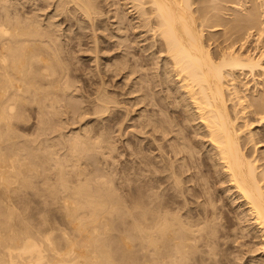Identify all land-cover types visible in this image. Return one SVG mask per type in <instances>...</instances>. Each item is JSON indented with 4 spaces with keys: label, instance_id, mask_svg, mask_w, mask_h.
<instances>
[{
    "label": "bare ground",
    "instance_id": "bare-ground-1",
    "mask_svg": "<svg viewBox=\"0 0 264 264\" xmlns=\"http://www.w3.org/2000/svg\"><path fill=\"white\" fill-rule=\"evenodd\" d=\"M17 1L0 0V264H212L220 257L223 258L224 255L221 254L220 250L222 248L226 250L225 247H228L231 242L239 245L236 249L242 255L247 252L248 254L250 252L251 255V252L258 251V256L254 255L248 259L255 261V264H264V66L261 64L262 61L264 62V51L258 56H252L253 53L245 54L244 52H247V50H244V48L246 47H244V43H241L242 39V42L245 41L244 38L239 40L241 44L237 51L221 48L218 43L215 44L217 49L210 51V44L207 45L203 40L207 19V14L205 15L203 12H206V5H201L200 10L197 9V11H200L199 13L204 14L200 18L194 14L197 11L196 9L195 12L193 11L194 7H191L193 4L191 0H121V5L126 10L125 13L130 17L135 15L137 24L132 21L131 25L135 28V32L137 27L139 29L142 28L139 26H143L146 27L145 31H152L153 35L158 36L157 42L149 43V46L153 47L151 55L158 53L161 56L158 61V63L160 62V65H158L159 73L156 72L160 77L153 82L161 87V92L165 93L163 95L165 104L163 103L164 99L162 101L163 104L160 103L161 106L164 105V111H167L170 107L173 108L172 104L174 103L175 109L170 110L175 114H166L167 117L170 115V120H168L165 116L163 117V114H160L163 110L159 113L162 116L157 115L152 110L157 117L166 118L168 121L164 123L162 119L157 118L154 114L156 118L150 119L148 117V122L152 123L153 130L157 134L160 131L159 133L161 134L156 136H162L161 139L167 138V141L170 140V144L166 143V145L169 144L166 149H164L166 145H163L164 148L162 144L155 145L156 151L161 153L159 154V160L158 157H156L157 159L154 157L155 160H153L150 156L152 169L148 168V170L150 169L152 175L147 172L148 170H144L147 175L151 176V181L148 180V183L146 181L140 183L141 179L139 180V178H141L143 171H139L141 172L139 175H141L136 178L138 182L140 181L139 183H136V179H134L135 183L128 182L127 176V181L115 182L108 175L111 171L108 174L106 173L107 177L103 175L105 174L103 172L106 171L103 170V174L98 171L97 167L99 165L94 173L98 174L97 172H99L106 178L100 179L102 176L96 178L95 174L93 175L94 178L90 177V179L87 175H92L90 171L94 167L92 166L89 170L90 165L88 163V168L83 166L82 162L85 161V157H83L84 161L81 162L82 168H80L76 163V159L75 162L71 161L68 164L70 159L64 153L58 154L57 150L45 142V149L38 148L36 152V148H34L32 143H37L38 138H35V141L32 137L31 140L34 142L27 139L30 143L32 142L30 145L27 140L24 143L25 139L24 142H20L23 135L21 134L20 137L17 134L16 128H19L16 123L19 124L20 118L26 119L23 113L27 115L28 108L31 109V106L35 105V110L41 114V118L44 109V113H48V108L46 107H50V114L52 112L57 114L58 110L56 111L55 109L57 108L56 106L63 102L62 99L67 100V98L72 97L74 84L73 80L71 82L70 79H75L77 76L72 69H69L66 62L71 47L69 45L62 46L61 42L57 41L59 40L57 39L58 37L54 36V34L57 35V32L51 29V26L53 27L51 24L54 22L44 26L35 11V13L32 12V15L28 14L32 9L37 11L41 9V7L37 6V3L36 8L32 7L33 5L35 6L36 0ZM31 1L33 2L31 3ZM220 1L208 0V4L217 11L215 6ZM71 2L75 3L83 11L80 12L84 13L86 18L83 17L85 20L87 18L92 19V14L94 13L93 0H55L56 7H54L57 14L60 15L65 10H69L68 13H71L70 10L72 8L68 9V4ZM234 3L232 7H235L239 12L243 11L240 12L242 15L241 19L254 20V11L251 12V9L259 5L263 6L264 0H237ZM19 4L21 6H18ZM40 6L42 5L40 4ZM218 12L213 14L217 16ZM72 16L74 15L72 14ZM48 18L51 19L50 17ZM68 18H66V21ZM47 21L46 23H50ZM60 21L63 22L61 18ZM60 24L62 25V23ZM108 26L111 25L108 23ZM213 29L210 28L208 30L211 31ZM95 41L93 40V42ZM213 42L216 43L215 40ZM95 55L97 54L94 53L93 57ZM124 57L122 58L124 59ZM126 60L125 58V62L130 61L129 59V61ZM135 61L138 62L136 59ZM124 63L122 61V64ZM130 63L129 65L133 66V63ZM150 63L152 64L151 61ZM154 66L153 68H157ZM120 67L122 65L119 64ZM115 68L117 69V67ZM123 68L125 67L120 69L123 71ZM120 69L117 70L119 71ZM132 69L135 71V68L132 67ZM117 70L115 71L116 73L118 72ZM238 71H241L240 73L243 75L249 74L250 79L243 81V78L246 79V77L237 75ZM89 72L91 73V71ZM147 80L149 81V79ZM149 82H147L148 87L152 83ZM74 83L76 84V82ZM100 83V88L90 92L94 94L93 100L89 101L93 105H90L92 109H88V111L93 110V114L89 112L91 115L104 113L111 106H108L111 100L105 96L107 94H105L106 92L103 88V79ZM154 85L153 88H155ZM153 88H150L149 92L147 91L149 95L150 91L154 90ZM141 89L143 91L142 85H140L138 90ZM90 93H88L89 96L91 95ZM139 94L141 95L142 93ZM145 95L147 96L146 92ZM138 98L136 99L139 101L140 99ZM144 98L146 97L144 96ZM154 100L150 101L154 103ZM159 100L158 102H160ZM67 102L63 103L66 104ZM151 105L156 106L155 104ZM52 115L49 116L51 117ZM45 116L47 114L44 115V118H48V116ZM42 121L45 120L43 119ZM42 123L44 124V122ZM66 123L68 124V122ZM142 125L145 124L142 123ZM146 125L148 124L146 123ZM35 127L37 128V126ZM60 127L58 126V129ZM179 127L184 130L187 127L193 128L194 136L200 135V138L193 139L194 136L191 138L190 132L193 130H190V132H186L188 130L185 131L189 134H180L182 132H180L179 129L181 128ZM174 128L176 131L179 130V132H175ZM40 129L41 135H43L42 128ZM36 131L34 132L36 133ZM106 133L108 135V131ZM106 133L103 132V134ZM171 133L175 134L172 135ZM18 137H20V141ZM79 137L70 138L69 140V148H67L71 151H69L70 158L76 152L83 153V147H85L84 139H79ZM63 138L64 136H62ZM101 138L100 135V138H97L98 141ZM152 138L156 141L153 133ZM43 141L45 140L43 139ZM157 141L160 143L161 140ZM196 141L201 142L202 146L206 144L203 152L198 144L202 153L199 154L200 157L199 155H196V157L200 158V163L196 161V157L193 155L194 152L193 154L191 153V151H194L192 148ZM65 143L67 144L68 141H63L61 145L64 146ZM37 144H39V140ZM163 144L165 143L163 142ZM31 145L33 147L29 148ZM39 145L41 147L43 143ZM109 145L111 146V144ZM109 150L108 153L110 152ZM163 154L164 156L166 154V158L163 157ZM144 155L143 157H145ZM89 156L91 155L89 154ZM136 157L140 160L138 154ZM31 158H39L41 161H33ZM148 158L146 159L147 161ZM88 159L89 157L87 161L90 163ZM179 159L180 161L176 162ZM78 161L81 160L78 159ZM145 162L143 160V163ZM143 166L145 167V165ZM83 167L87 168L90 173H87V170L85 172ZM144 167H141V169ZM202 167L205 168L202 169ZM104 168L102 167V169ZM115 173L113 174L116 175ZM137 174L135 175L139 176ZM147 175H143L144 178ZM33 176L38 179H33ZM161 176H163V179L165 178V181L160 178ZM148 178H145V180ZM123 179L125 180V177ZM161 179L164 184L168 181L166 186H162ZM187 181H192L191 187L188 186L189 188L187 186L184 187L188 183ZM216 183H219L216 186L217 191L211 187L212 185L215 187ZM186 190L193 191L191 194L199 198L197 199L198 202H201L199 200L202 198V202L208 205H203L201 202V206L200 203L196 204L197 201L195 200L194 205H198V207L192 209V206H188L193 205L192 203L190 204L191 201L188 199L189 204H187V200H182V198L181 200L179 198L181 202L179 201L178 204V200L175 197H178V195H184L185 197L187 195L185 193H189ZM224 195L227 196L226 199L230 198L231 200L230 206L227 204L229 206L228 210L224 209L225 211L223 210V203L227 200H225ZM191 197L187 195V198ZM220 200V205H217L216 202ZM182 201H185V203H182ZM229 212L233 213L231 215H233L234 219L229 215ZM223 217L224 220H221ZM242 238L249 240L253 247L250 248L246 244L247 249L243 247L245 250H242L240 248L243 245L240 242Z\"/></svg>",
    "mask_w": 264,
    "mask_h": 264
},
{
    "label": "rangeland",
    "instance_id": "rangeland-1",
    "mask_svg": "<svg viewBox=\"0 0 264 264\" xmlns=\"http://www.w3.org/2000/svg\"><path fill=\"white\" fill-rule=\"evenodd\" d=\"M15 2L17 1V0H14ZM13 0H12V2H14ZM37 2H35V6L33 5L32 7H35L36 8V3H37V6L38 7H41V9L39 10V11H37V10H31L30 12H31V14H30V12L28 13L29 15H32V12L33 13H35V14H38L39 16V20H41V23H42V25H44V26H47V24H51V22H54V23H52L51 25H53V27L51 26V29H53L54 30V32H57L56 34L57 35H55L54 34V36H56V38L57 39H59V40H57L58 42H61V44H62V46L63 45H69L70 47H71V51L69 52L70 54H69V56H68V60L66 61L67 62V64H68V67H69V69H72L73 70V72H74V74L77 76V78H75V79H70V81L72 82V80H73V84H74V86H73V95H72V97H69V98H67V100L66 99H62V101L65 103L66 101H68L66 104H64L62 101H60V102H62L61 104H59L58 106L59 107H62V108H59L58 106H56L57 108L55 109L56 111L58 110V112H57V114L59 113V115H57L55 112H52V114H50L51 113V110H49L50 109V107H46V108H48V113H46L47 114V116H48V118H44V115H46L45 113H44V111H45V109L43 110V115H42V118L45 120V121H42V122H44V124L41 122V120H43L42 118H41V114H39L38 112H37V110H35V108H36V106L35 105H32L31 106V109L30 108H28V113H27V110H26V113H27V115L25 114V113H23L24 114V117L26 118V119H22V118H20L19 119V124L18 123H16V126L19 128V129H17L16 128V132H17V134L21 137V134L23 135L22 136V140L20 139V137H18L19 139V141L22 143V142H24V139H25V142L24 143H26V140L28 139L29 141L31 140V138L32 139H34L35 141H36V139H37V143H38V140H39V144H41V143H43V145H45L44 147H43V145H41V147H40V145L39 144H37L36 142L35 143H32V142H34L33 140H31L32 142V144H34L33 146H34V148H36L35 149V151L37 152V149L39 148H41V149H45V147H46V144L48 145H51V147L52 148H54L55 150H57V153L58 154H62V153H64L66 156H67V158H69L70 159V161L68 162V164L69 163H71V161H74L75 162V159L78 161V159L79 160H81V161H76V163L79 165V167L80 168H82V165H81V162L82 161H84V159H83V157H85V161L84 162H82L83 163V166H87V168H88V165H90L89 166V170L92 168V166L94 167V168H96L98 165H99V167H97L98 168V171L99 172H101L102 173V171L104 170V171H106V172H103V173H105V174H103V175H105L106 176V173L108 174L110 171H111V173L110 174H108L110 177H112V179L116 182H122V181H127V177H128V182H130V183H135L136 181V183H139L140 181V183H144L145 181L148 183V180H150V178H151V176L150 175H147V173H146V171L148 170V168H151L152 169V160H151V157H152V159L153 160H155V159H157L156 157H158V160H159V158H160V156H159V154L161 153V152H159V151H156V149H155V145L156 144H162V147L164 148V146L163 145H166V143H169L170 142V140H168L167 141V138L165 139V138H163V139H161V137L162 136H156V135H160L161 133H159L160 131H158V134H157V132H155L154 130H153V127H152V123L149 121L148 122V119L150 118H156L157 117V115H159V116H162V115H160V114H163V117L165 116L168 120H170V115H168V117H167V115L166 114H173V109H175V107H174V103L172 104V106H173V108L172 107H170L169 109H167V111H164L165 109L163 108V106L164 105H160V103L161 104H163L164 102H165V99L163 98V95L165 94V93H163V91L161 92V87L160 86H157V84L156 83H154L153 81H157V79H159V77H160V75L158 74L157 75V73H159V68H158V65H160V62L158 63V61L161 59V56H159V54L158 53H156L155 55H151V51H153L152 49H153V47L151 48L149 45L150 44H152V43H155V42H157V37H156V35L154 34L153 35V33H152V31H145L146 30V27H143V26H139V27H142V28H139L138 29V27L136 28L137 29V31L135 32V28H133V26H131L132 25V21H135V23L137 24V22H136V18H135V15H133L134 16V18H133V16H129L128 14H126L125 12H126V10H125V8L124 7H122L123 5H121V3H122V1L120 0H93V5H94V8H93V12L94 13H96L95 15H93L92 14V19H89V18H87L86 20H85V15H84V13H82L83 11L82 10H80V8H78V6H76V4L75 3H73V2H71V3H69L68 4V9H70V8H72L70 11H71V13L69 12L68 13V11L69 10H65L63 13H61L60 15L59 14H57V12L55 11V7H56V4H55V0H51V2L49 3V1H47L48 2V4H47V2H46V0H36ZM40 1V2H39ZM92 1V0H91ZM113 1V2H112ZM237 0H221L219 3L217 2V5L215 6V7H217L216 9H217V11H219L218 12V15L217 16H215L213 13L214 12H217V11H215V9H214V7L213 6H211V5H209L208 4V0H191V2L193 3H191L192 5H191V7L193 8V11L195 12V9H196V11H197V9H201V7L203 6V5H206V9H205V11L206 12H203L207 17V19H206V22H205V24L206 25H209V26H206L205 25V30H204V37H203V40L205 41V43L208 45V44H210L209 45V49H210V51H215L216 49H217V47L215 46V44H217L218 43V45H219V47H221V48H225V49H227V50H231V49H233V50H239V45L242 43H244V47H246V48H244V50L246 49L247 50V52L245 51L244 53L245 54H247V53H249V54H252L253 53V55L252 56H258V55H260L263 51H264V5L263 6H257L256 8H254V9H251V12H253V14H254V20H246V19H244V18H240L242 15L240 14V12H243V11H237L236 9H235V7H232V5H234L235 3L234 2H236ZM256 1V0H255ZM257 1H261V0H257ZM18 2V1H17ZM33 1H31V3H32ZM75 5H73V4ZM104 3V4H103ZM40 4L43 6V7H45L44 8V10H43V7L42 6H40ZM50 4V5H49ZM70 4H72V5H70ZM117 4V5H116ZM202 5V6H201ZM18 6H21L20 4L18 5ZM55 6V7H54ZM71 6V7H70ZM99 6V7H98ZM112 6V7H111ZM200 6V7H199ZM75 7V8H74ZM197 7H199V8H197ZM53 8H54V10H53ZM50 9V10H49ZM96 9V10H95ZM75 10H76V12H75ZM79 10V11H78ZM119 10V11H118ZM122 10L124 11L123 13H122ZM197 11V12H195L194 14L196 15V16H198V17H200L201 18V15L203 14V13H199L200 11ZM35 11V12H34ZM40 11H41V13H42V15H41V13H40ZM53 11H55V12H53ZM72 11H73V13H72ZM80 11H82V12H80ZM101 11V12H100ZM214 11V12H213ZM38 12V13H37ZM67 12V13H66ZM108 12V13H107ZM110 12V13H109ZM116 12V13H115ZM43 13H44V15H43ZM53 13V14H52ZM76 13V14H75ZM116 14V16H115V14ZM47 14V15H46ZM66 14V15H65ZM72 14L74 15V16H72ZM102 16H101V15ZM123 14H125V15H127V16H124ZM203 14V15H204ZM216 14V13H215ZM50 15V16H49ZM52 15H53V17H52ZM63 15V16H62ZM69 15H70V17H69ZM120 16V18H118L119 16ZM210 15H212L211 17H209ZM45 16V17H44ZM56 16V17H55ZM65 16V17H64ZM66 16H68V17H66ZM85 18H84V17ZM118 16V17H117ZM48 17H50L51 19H49ZM58 17V18H57ZM95 17V18H94ZM107 17V18H106ZM203 17V16H202ZM42 18V19H41ZM48 18V19H47ZM52 18H53V20H52ZM60 18H61V20H63V22L62 21H60ZM63 18V19H62ZM64 18H65V20H64ZM66 18H68L67 19V21H66ZM208 18H210L209 20H208ZM59 19V20H58ZM89 19V21H87ZM94 19V20H93ZM106 19V20H105ZM110 19V20H109ZM121 21H120V20ZM124 19H126V20H124ZM45 20V21H44ZM48 20V21H47ZM50 20V21H49ZM78 20V21H77ZM92 20V21H91ZM46 21L47 22H50V23H46ZM64 21H66V22H64ZM130 21V22H129ZM207 21H208V23H207ZM45 22V23H44ZM59 22V23H58ZM68 22V23H67ZM93 22V23H92ZM56 23V25H54ZM60 23H62V25L60 24ZM81 24V26H80V24ZM108 23H109V25H111V26H108ZM134 23V22H133ZM46 24V25H45ZM59 24V25H58ZM67 24H69V25H67ZM92 24V25H91ZM98 24V25H97ZM118 24V25H117ZM124 24H125V26H124ZM129 24H130V26H129ZM113 25V26H112ZM68 26H70V27H68ZM74 26V27H73ZM57 27V28H56ZM70 28V29H68V28ZM79 27V28H78ZM107 29H106V28ZM117 27V28H116ZM131 27V28H130ZM208 27H210V28H214L213 30H211V31H209L210 30V28H208ZM55 28V29H54ZM59 28H61V29H59ZM89 28V29H88ZM91 28V29H90ZM93 28V29H92ZM123 28V29H122ZM125 28V29H124ZM207 28V29H206ZM97 29H99L98 30V33H97ZM105 29V30H104ZM109 29V30H108ZM142 29V30H141ZM209 29V30H208ZM217 29V30H216ZM79 30V31H78ZM88 32H87V31ZM94 30H96V31H94ZM104 32H103V31ZM109 32H108V31ZM111 30V31H110ZM120 30V31H119ZM123 30V31H122ZM127 30V31H126ZM131 30V31H130ZM138 30H140V31H142V32H140V31H138ZM61 31V32H60ZM74 31V32H73ZM100 31V32H99ZM127 33H126V32ZM95 32V33H94ZM138 32V33H137ZM141 34H140V33ZM145 32V33H144ZM104 33V34H103ZM136 33V34H135ZM64 36H63V35ZM66 34V35H65ZM68 34H69V36H68ZM111 34V35H110ZM140 34V35H139ZM93 37H92V36ZM153 35V36H152ZM88 36V37H87ZM102 36V37H101ZM140 36V37H139ZM144 36V37H143ZM146 36V37H145ZM152 36V37H151ZM72 37V38H71ZM99 40H97L96 38ZM154 37V38H153ZM65 38V39H64ZM101 38V39H100ZM132 38V39H131ZM137 38V40H135ZM239 38V39H238ZM242 38H244V42H242ZM114 39V40H113ZM125 39V40H124ZM128 39V40H127ZM144 39V40H143ZM153 39H155V40H153ZM207 39V40H206ZM240 39H242L241 40V43H240ZM71 40V41H70ZM93 40L95 41V42H93ZM127 40V41H126ZM132 40H134V41H132ZM148 40V41H147ZM150 40V41H149ZM153 40V41H152ZM213 40H215V42L216 43H214L213 42ZM80 41V42H79ZM114 41V42H113ZM118 41V43H116ZM143 41H144V43H143ZM207 41V42H206ZM90 44H89V43ZM130 42V43H129ZM152 42V43H151ZM66 43V44H65ZM69 43V44H68ZM71 43V44H70ZM93 43V44H92ZM135 43V44H134ZM142 43V44H141ZM150 43V44H149ZM147 44V45H146ZM94 45V46H93ZM98 45V46H97ZM101 45V46H100ZM119 45V46H118ZM127 45V46H126ZM131 45V46H130ZM75 46H76V48H75ZM93 46V47H92ZM125 46V47H124ZM134 46V47H133ZM138 47V48H137ZM74 48V49H73ZM90 48V49H89ZM95 50H94V49ZM99 48V49H98ZM122 48V49H121ZM147 48H148V50H147ZM94 51H92V50ZM132 49V50H131ZM138 50V51H137ZM140 50V51H139ZM80 51V52H79ZM98 53H97V52ZM127 51V53H128V55H127V53H125ZM147 51H149V52H147ZM97 54V55H95L94 57H93V54ZM126 54V55H125ZM124 55H125V57H124ZM78 56V57H77ZM97 56V57H96ZM124 57V59L122 58V57ZM136 56V57H135ZM158 56H159V58H158ZM134 57V58H133ZM95 58V59H94ZM110 58V59H109ZM125 58L127 59L126 61H131V63H130V61L129 62H125L124 60H125ZM152 60H151V59ZM156 58V59H155ZM163 58V57H162ZM73 59V60H72ZM99 59V60H98ZM129 59V60H128ZM135 59L136 60H138V62L137 61H135ZM154 59V60H153ZM77 60V61H76ZM96 60H97V62H96ZM146 61L147 62V64H146V62H143V63H145V64H143L142 62H140V61ZM101 61V62H100ZM119 61V62H118ZM122 61H123V63L124 64H122ZM150 61L152 62V64L150 63ZM70 62V63H69ZM140 62V63H139ZM72 63V64H71ZM97 63V64H96ZM128 63V64H127ZM129 63L130 64H132L133 63V66H131V65H129ZM134 63H135V65L137 66H135L134 67ZM141 65V66H144V67H141L139 64ZM150 63V64H149ZM157 63V64H156ZM108 65V66H106V65ZM119 64L120 65H122V67H125V68H123V71H122V69H120V68H122V67H120L119 68ZM126 64V65H125ZM261 64H263V66H264V62L262 61L261 62ZM74 67H73V66ZM98 65V66H97ZM105 65V66H104ZM125 65V66H124ZM129 65V66H128ZM147 65V66H146ZM151 65V66H150ZM155 65V66H154ZM104 66V67H103ZM128 66V67H127ZM131 66V67H130ZM153 66L154 67H157V68H153ZM73 67V68H72ZM115 67H117V69H120L119 71L115 68ZM129 69V71H128V69ZM132 67L133 68H135V71H134V69H132ZM96 69V70H95ZM97 69H98V71H97ZM104 69V70H103ZM125 69V70H124ZM140 69V70H139ZM155 69V70H154ZM78 70V71H77ZM100 70V71H99ZM109 70V71H108ZM118 71L117 73L115 72V71ZM131 70H133V71H131ZM158 70V71H157ZM89 71H91V73L89 72ZM93 71V72H92ZM96 72V74H95V72ZM131 72V73H130ZM157 72V73H156ZM241 71H238L236 74L237 75H239L240 77L241 76H244V77H246V79L245 78H243L244 80L243 81H247V80H249L250 79V76H248L249 74H241L240 73ZM93 73V74H92ZM102 73H103V75H102ZM110 73V74H109ZM154 73V74H153ZM81 74H83V75H81ZM99 74V75H98ZM129 74V75H128ZM143 74H145V75H143ZM153 74V75H152ZM88 75V76H87ZM94 75V76H93ZM133 75V76H132ZM148 75V76H147ZM150 75V76H149ZM102 76V77H101ZM132 76V77H131ZM158 76V77H157ZM128 77H130V78H128ZM144 77V78H143ZM150 77V78H149ZM157 77V78H156ZM103 79V81H104V91L106 92L105 94H107V95H105L107 98H109L110 100H111V102H110V104H108V106L109 105H111V106H109L108 107V109L104 112V113H101V114H95V115H91V114H93V110H89L88 111V109H92L91 108V106H93L92 104H90L89 103V101H92L93 100V97H94V94L93 93H90L91 91H94V90H97L98 88H100L101 87V80ZM92 79V80H91ZM94 79H96V80H94ZM105 79V80H104ZM132 79H134V80H132ZM147 79H149V81L150 82H152V83H150ZM155 79V80H154ZM92 82H91V81ZM74 82H76V84L74 83ZM78 82V83H77ZM89 82H91V83H89ZM96 84H95V83ZM105 82H107V83H105ZM147 82H149L151 85L148 87V83ZM87 83V84H86ZM100 83V84H99ZM127 83V84H126ZM141 83H143V84H141ZM97 84H99V85H97ZM156 86H155V85ZM96 85V86H95ZM107 85V86H106ZM140 85H142L143 86V91H142V89L141 90H138L139 89V87H140ZM145 85H146V87H145ZM153 85H154V87L155 88H153ZM90 86V87H89ZM99 86V87H98ZM133 86V87H132ZM134 86H135V88H134ZM152 86V87H151ZM77 87V88H76ZM144 87H145V89H144ZM159 87V88H158ZM74 88H76V89H74ZM83 88H85V89H83ZM94 88V89H93ZM148 88V89H147ZM150 88H153V89H151V90H153V91H150L151 93L152 92H154V93H152V95H151V93H150V95L147 93V91L149 92V90H150ZM80 89V90H79ZM89 89V90H88ZM135 89V91L133 92V90ZM147 89V90H146ZM107 90V91H106ZM131 90H132V92H131ZM137 90V91H136ZM79 91V92H78ZM142 91V92H141ZM157 91H159V92H157ZM130 94H129V93ZM138 92V93H137ZM145 92H146V94H147V96L145 95ZM165 92V91H164ZM76 93V94H75ZM78 93H80V94H78ZM82 93H84V94H82ZM88 93H90L91 95L89 96V94ZM139 93H142L141 95L139 94ZM161 93V94H160ZM163 93V94H162ZM86 94V95H85ZM76 95V96H75ZM81 95V96H80ZM88 95V96H87ZM110 95H112V96H110ZM131 95V96H130ZM117 96V97H116ZM142 97V98H140V97ZM144 96L146 97V98H144ZM81 97H82V99H81ZM92 97V98H91ZM111 97V98H110ZM119 97V98H118ZM139 97V98H138ZM157 97H158V99H157ZM161 97V99L159 100V98ZM72 98H74L73 99V101H72ZM129 98H130V101H129ZM133 98V99H132ZM136 98H138V99H140L139 101L136 99ZM143 98H144V101H143ZM151 98V99H150ZM155 99L154 100V103H152L153 101H150V100H153V99ZM71 99V100H70ZM112 99H114V100H112ZM163 99H164V101H163ZM69 100H70V102H69ZM158 100L160 101V102H158ZM167 100V99H166ZM72 101V102H71ZM86 101V102H85ZM88 101V102H87ZM114 101V102H113ZM126 101H127V103H126ZM144 103H143V102ZM162 101H163V103H162ZM112 102H113V105H112ZM116 102V103H115ZM118 102V103H117ZM158 102V103H157ZM130 103V104H129ZM134 103V104H133ZM136 103V104H135ZM138 103V104H137ZM140 103V104H139ZM64 104V105H63ZM142 104V105H141ZM145 104V105H144ZM150 104V105H149ZM151 104H155L156 106H152ZM158 104V105H157ZM165 104V103H164ZM62 105V106H61ZM91 105V106H90ZM118 105V106H117ZM120 105V106H119ZM122 105V106H121ZM151 106V107H149V106ZM162 107H160V106ZM159 106V107H158ZM32 107H34V108H32ZM65 107V108H64ZM71 107V108H70ZM89 107V108H88ZM126 107V108H125ZM161 108V109H158V108ZM81 108V109H80ZM82 108H83V112L84 111H86V112H82ZM118 108V109H117ZM121 108V109H120ZM33 109V111H31ZM61 109V110H60ZM113 109V110H112ZM125 109V111H123ZM142 109V110H141ZM157 111H156V110ZM170 109H172V110H170ZM47 110V109H46ZM64 112H63V111ZM77 110H78V112H77ZM152 110H154V112L157 114H155ZM163 110V111H162ZM168 110H169V113H168ZM35 111V112H34ZM50 111V112H49ZM60 111V112H59ZM67 111V112H66ZM81 112V114H80V112ZM88 111V112H87ZM108 111V112H107ZM162 111V113H160ZM66 112V113H65ZM91 114H90V113ZM144 112H145V115H144ZM153 112V113H152ZM158 112V113H157ZM164 112V113H163ZM165 112H167V113H165ZM64 113V114H63ZM71 113V114H70ZM75 113H76V115H75ZM83 113V114H82ZM150 113V114H149ZM160 113V114H159ZM177 113V112H176ZM38 114V115H37ZM52 115L51 117L49 116V115ZM87 114V115H86ZM90 114V115H89ZM137 114V115H136ZM156 115V117H155V115ZM175 114V113H174ZM173 114V115H174ZM37 115V116H36ZM40 115V117H38ZM56 115V116H55ZM66 115H68V116H66ZM89 115V116H88ZM99 115V116H98ZM141 115V116H140ZM147 115V116H146ZM154 115V116H153ZM177 115V114H176ZM47 116H45V117H47ZM59 116V117H58ZM78 116V117H77ZM84 117V119H83V117ZM125 116V117H124ZM151 116V117H150ZM157 117V118H160V119H162L163 120V122L164 123H166L168 120H166V118L164 119L163 117ZM23 117V116H22ZM23 117V118H24ZM36 117H37V119H38V121H37V119H36ZM67 117V118H66ZM89 117V118H88ZM147 117V118H146ZM149 117V118H148ZM29 118V119H28ZM41 118V119H40ZM51 118H53V119H51ZM60 118V119H59ZM79 118V119H78ZM95 118V119H94ZM97 118V119H96ZM28 119V120H27ZM48 119V120H47ZM83 119V120H82ZM140 119V120H139ZM144 119V120H143ZM26 120V121H25ZM60 120H61V122H60ZM69 120H71V121H69ZM79 120H81V121H79ZM95 120V121H94ZM162 120H161V122H162ZM50 121V122H49ZM123 121V122H122ZM125 121V122H124ZM146 121V122H145ZM166 121V122H165ZM39 122V123H38ZM53 123V125H52V123ZM60 122V123H59ZM66 122H68V124L69 123H74L73 125L72 124H69V126H68V124L66 123ZM160 122V123H161ZM162 122V123H163ZM42 123V124H41ZM139 123V124H138ZM142 123L143 124H145L146 125V123L148 124V125H142ZM151 123V124H150ZM18 124V125H17ZM39 124H40V126H39ZM54 124H56V125H54ZM57 124H58V126H63L62 128L60 127L59 129H58V126H57ZM61 124V125H60ZM63 124V125H62ZM87 124V125H86ZM92 124V125H91ZM150 124V125H149ZM173 125H174V123H172ZM42 125H44V126H42ZM130 125H132V126H130ZM35 126H37V128L35 127ZM57 126V127H56ZM65 126H67V127H65ZM86 126H88V127H86ZM134 126V127H133ZM151 126V127H150ZM38 127H40V128H42V131H43V135H41V129L40 128H38ZM110 127V128H109ZM122 127V128H121ZM139 127V128H138ZM140 127H142V128H140ZM144 127V128H143ZM174 127V126H173ZM178 127V126H177ZM176 127V128H177ZM70 128V129H69ZM83 128V129H82ZM86 128V129H85ZM113 128V129H112ZM126 128H127V130H126ZM152 128V129H151ZM179 128H181V129H179L180 130V132H182V133H180V134H182L183 135V133H184V135L185 134H189V133H186V132H190V130H193V131H191L190 133V135H191V138H193V136H194V129L193 128H191L190 129V127L188 128H186V130H188V131H186V130H184V129H182V127H179ZM38 129V130H37ZM39 129H40V131H39ZM46 129V130H45ZM49 129V130H48ZM57 131H56V130ZM62 129V130H61ZM81 129V130H80ZM85 129V130H84ZM129 129V130H128ZM135 129V130H134ZM175 129V128H174ZM178 129V128H177ZM37 130V131H36ZM55 130V131H54ZM86 130H87V132H86ZM89 130V131H88ZM111 130V131H110ZM113 130V131H112ZM137 130V131H136ZM144 130V131H143ZM152 130V131H151ZM179 130H177L176 131V129H175V132H179ZM183 130H184V132H183ZM21 131V132H20ZM34 131H36V133L34 132ZM85 131V132H84ZM108 131V135H107V132ZM127 131V132H126ZM136 131V132H135ZM186 131V132H185ZM37 132H40V133H38L37 134ZM57 132V133H56ZM63 134H62V133ZM77 132V133H76ZM89 132V133H88ZM100 132V133H99ZM103 132L104 133H106V134H103ZM138 132V133H137ZM151 132V133H150ZM34 133V134H33ZM46 135H45V134ZM82 133H84V134H82ZM102 133V134H101ZM120 133V134H119ZM148 133V134H147ZM152 133H153V137L155 138L156 137V141H154L153 140V138H152ZM65 134V135H64ZM70 135V137H69V135ZM99 134V135H98ZM143 134V135H142ZM172 135H174L175 133H171ZM177 134V133H176ZM36 135V136H35ZM73 135H74V137H79V139H84L83 141H84V146L85 147H83L84 148V150H85V152H84V150H83V153H74L73 155L74 156H72L71 158L73 159H71L70 158V154H69V151H70V149H68L69 148V140H70V138H74L73 137ZM77 135V136H76ZM97 135H98V137L100 138V135H101V139H99V141H98V137H97ZM104 135V136H103ZM111 135V136H110ZM114 135V136H113ZM137 135V136H136ZM178 136H180L179 134H177ZM181 135V136H182ZM60 136H61V138H60ZM62 136H64V138L62 139ZM67 136H68V138H67ZM82 136V137H81ZM84 136V137H83ZM146 136V137H145ZM149 136V137H148ZM197 136V135H196ZM196 136H194V138L193 139H199L200 138V135H198L197 137ZM24 137V138H23ZM30 137V138H29ZM45 137V138H44ZM87 137H89L88 139H87ZM92 137V138H91ZM104 137V138H103ZM108 137V138H107ZM141 137V138H140ZM151 137V138H150ZM158 137V138H157ZM160 137V138H159ZM36 138V139H35ZM52 138V139H51ZM67 138V140H65ZM85 138H86V140H85ZM113 138V139H112ZM146 138V139H145ZM43 139L45 140V141H43ZM47 139V140H46ZM62 139V140H61ZM95 139V140H94ZM97 139V140H96ZM103 139H104V141H103ZM108 139V140H107ZM112 139V140H111ZM161 140V141H163L165 144H163V142L161 143V141H160V143H159V141H157V140ZM165 139V140H164ZM27 140V141H28ZM92 140V141H91ZM100 140H102V141H100ZM107 140V141H106ZM121 140V141H120ZM28 141V142H29ZM42 141V142H41ZM55 141H57V142H55ZM61 141V142H60ZM63 141H68V143L66 144L65 143V145L63 146V145H61V143L63 142ZM86 141V142H85ZM97 141V142H96ZM108 141H109V144H111V146L108 144ZM123 141H125V142H123ZM136 141V142H135ZM151 141V142H150ZM166 141V142H165ZM171 141H173V139H171ZM27 142V143H28ZM44 142L46 143V144H44ZM53 142V143H52ZM59 142H60V144H59ZM89 142V144H87ZM102 142H104V143H102ZM153 142V143H152ZM158 142V143H157ZM197 142H199V141H196L195 142V145L197 146H195V145H193V150L194 151H191V153L193 154V152H194V156L196 157V155L198 156L199 154H201L202 152H203V150L205 151V149L204 148H206V144L205 145H201V142H199V143H197ZM30 142L28 143L29 145L31 144ZM99 143V144H98ZM113 143V144H112ZM155 143V144H154ZM38 145L37 147H35L36 145ZM86 144V145H85ZM94 144V145H93ZM99 145V146H97V145ZM108 146L107 148H106V145ZM135 144V145H134ZM170 144V143H169ZM168 144V145H169ZM198 144L201 146V149H199L200 148V146H198ZM60 145V146H59ZM89 145V146H88ZM104 147H103V146ZM123 145V146H122ZM137 145V146H136ZM141 145V146H140ZM154 145V146H153ZM168 145H166L165 146V148L164 149H166L167 148V146ZM25 146H27L26 144H25ZM32 145L31 146H29V148H32L33 147ZM63 146V147H62ZM65 146H66V148H65ZM97 146V147H96ZM113 146V147H112ZM153 146V147H152ZM195 146V147H194ZM43 147V148H42ZM62 147V148H61ZM68 147V148H67ZM87 147V148H86ZM92 147H94V148H92ZM101 147V148H100ZM103 147V148H102ZM112 149H111V148ZM121 147V148H120ZM152 147V148H151ZM154 148V149H153ZM195 148V149H194ZM199 150H198V149ZM87 149V150H86ZM93 149V150H92ZM97 149V150H96ZM107 149V150H106ZM110 149V150H109ZM136 149V150H135ZM59 150V151H58ZM63 150H66V151H63ZM89 150V151H88ZM108 150L110 151L109 153H108ZM196 150H197V152H196ZM202 152H201V151ZM35 151H33V152H35ZM63 151V152H62ZM78 151H79V149H78ZM103 151V152H102ZM136 151V152H135ZM155 152V153H153V152ZM39 152V151H38ZM71 152V151H70ZM87 152V153H86ZM91 152H95L94 154L92 153L91 154ZM115 152V153H114ZM119 152V153H118ZM139 152V153H138ZM158 152V153H157ZM85 153V155L83 156V154ZM131 153V154H130ZM150 153H152V154H150ZM157 153V154H156ZM197 153V154H196ZM68 154V155H67ZM89 154L92 156H89ZM101 154V155H100ZM107 154V155H106ZM109 154V155H108ZM122 154V155H121ZM137 154H138V156H140L139 158H140V160L138 159V157H136L137 156ZM140 154V155H139ZM141 154H142V156H141ZM143 154H145L144 156L145 157H143ZM154 154V155H153ZM170 154V153H169ZM78 155V156H77ZM104 155V156H103ZM158 155V156H157ZM69 156V157H68ZM82 156V157H81ZM101 156H103V157H101ZM117 156H118V158H117ZM123 156V157H122ZM151 156V157H150ZM74 157V158H73ZM89 157V159L88 160H90V163L87 161V158ZM91 157V158H90ZM107 157V158H106ZM147 157H149L148 158V161H150V162H148L146 159H147ZM154 157H155V159H154ZM163 157H165L166 158V154H165V156H164V154H163ZM199 157H200V155H199ZM199 157H196V161H198L199 163H200V158ZM103 158V159H102ZM143 158V159H142ZM198 158V159H197ZM33 161L35 160H38V161H41L39 158H37V159H34V158H31ZM118 159V160H117ZM172 159H174L173 157H172ZM106 162H104V161ZM142 160V165H141V163H140V161ZM143 160H144V162L145 161H147V162H145V163H143ZM37 161V162H38ZM87 161V162H86ZM95 161H96V163H95ZM128 161V162H127ZM139 161V162H138ZM180 161V159L179 160H177L176 162H179ZM86 162V163H85ZM127 162V163H126ZM137 162H138V166H137ZM159 162V161H158ZM175 162V163H176ZM87 163H88V165H87ZM129 163H130V165H129ZM134 163H135V165H134ZM149 163H150V165H149ZM143 165H145V167L143 166ZM133 166V167H132ZM146 166H149V167H146ZM202 166V165H201ZM85 167H83V169L85 170V172H86V170H87V168H85ZM102 167L104 168H106V167H108V168H104V169H102ZM112 167V168H111ZM129 167H130V169H129ZM136 167V168H135ZM137 167H138V169H137ZM141 167H144L143 169H141ZM93 168V170H91L90 172H92V175L91 174H88L87 175V177L88 178H92L93 177V175H95L96 173H94V171L96 172L97 171V168L96 169H94ZM99 168H101V169H99ZM205 168V167H204ZM203 167H202V169H204ZM132 169V170H131ZM139 169H141V170H139ZM146 169V171L144 172V170ZM89 170H87V173H90L89 172ZM108 170V171H107ZM125 170V171H124ZM131 172H130V171ZM116 173H115V172ZM136 171V173H134ZM139 171H143L142 172V175H141V178H139V182H138V180L136 179V178H138V177H140V175H139V173H141V172H139ZM99 172H97L98 174H100V175H98V174H96V178H100L99 176H102V174L101 173H99ZM115 173L116 175H114L113 173ZM130 172V173H129ZM148 173L150 172V169L147 171ZM94 173V174H93ZM138 173V174H137ZM124 174V175H123ZM129 174V175H128ZM135 174H137V175H139V176H136ZM149 174H151V172L149 173ZM98 175V176H97ZM113 175V176H112ZM130 175H131V177H130ZM146 176L147 175V177H145V178H148L149 176V178L148 179H146L145 180V178H144V176ZM152 175V174H151ZM116 176H117V179H116ZM123 176V177H122ZM127 176V177H126ZM136 176V177H135ZM143 176V177H142ZM107 177V176H106ZM106 177H101L100 179H105ZM120 177H122V178H120ZM125 177V180L123 179ZM37 178V177H36ZM35 178V176H33V179H36ZM90 178V179H91ZM94 178V177H93ZM121 179V181H120V179ZM132 178V179H131ZM144 178V179H143ZM160 178H162L163 179V176H161ZM38 179V178H37ZM134 179H136V181L134 180ZM162 179H161V182H162V186H166V184L168 183V181L167 182H165V184L163 183L165 180V178L163 179L164 181H162ZM93 180V179H92ZM142 180H144V181H142ZM209 180H211L210 178H209ZM135 181V182H134ZM151 181V180H150ZM188 183L186 184V185H184V187L185 186H189V187H191V185H192V181L191 182H189V181H187ZM150 183V182H149ZM190 183V184H189ZM219 185V183H216L215 184V187H213L214 185H212L211 187H212V189L213 190H215V191H217L218 189L216 188V186H218ZM161 186V187H162ZM188 187V188H189ZM163 188V187H162ZM217 189V190H216ZM186 192H189V193H185V194H187L188 195V197H191V198H187V195L184 197V195H178V197L176 196L175 197V199L177 198V200H178V204H179V201L181 200V198H182V200L183 199H185V201H186V203L188 202V199H189V201H191L190 202V204L192 203L193 205H188L189 207L190 206H192L191 208L192 209H194V208H196V207H198V205L197 206H195L194 204V202H196V204L197 203H200V205L202 206V204L204 205H206L207 203H203L202 202V198H200V200L199 201H201L202 202V204H201V202H198V200L197 199H199V198H196L193 194H191V193H193V191H189V190H186ZM124 193H126V192H124ZM189 195H191V196H189ZM184 198H183V197ZM193 196L195 197L194 198V201H193ZM224 197H225V200H227L226 202H228V203H223V210L225 209V210H228V207L230 206V198L228 199H226V195H224ZM179 198H180V200H179ZM176 200V201H177ZM196 200V201H195ZM185 201L183 202L182 201V203H185ZM181 202V201H180ZM219 202L221 203V200L220 201H217L216 203H217V205L219 204ZM215 203V204H216ZM181 204V203H180ZM187 204H189V202L187 203ZM229 206H228V205ZM208 205V204H207ZM206 205V206H207ZM220 205V204H219ZM227 205V206H226ZM224 210V211H225ZM228 212V211H227ZM231 214H233V213H230L229 212V215L234 219V217H233V215H231ZM221 220H224V217L221 219ZM230 228H232V227H230ZM236 229H237V227H236ZM246 241H248V242H246ZM240 242L243 244L242 245V247H240V248H242V250H245V249H247L246 248V244H248L249 246H250V248H252L253 247V244L251 243V242H249V240H246L245 238H242L241 240H240ZM237 245V246H236ZM245 245V246H244ZM231 246V247H230ZM225 247V246H224ZM239 247V245L236 243H230V245L227 247H225V249L226 250H224V248H222L220 251H221V254H223L224 256H223V258H219V259H217L216 261H214L213 263H215V264H247V262H248V264H255V261H250L249 259H250V257L251 256H254V255H256V256H258L259 254V252L258 251H255V252H251V255H250V252H249V254H248V252L247 253H244V255H242L240 252H238L239 250L238 249H236V248H238ZM243 247H245V249L243 248ZM248 247V246H247ZM249 248V247H248ZM223 250H224V252H225V254H224V252H223ZM237 252H236V251ZM240 253V254H239ZM238 254V255H237ZM248 254V255H247ZM253 254V255H252ZM258 254V255H257ZM227 255V256H226ZM238 256V258H237V256ZM239 255H240V257H239ZM241 255H242V257H241ZM250 255V256H249ZM225 256H226V258H225ZM244 257V258H243ZM240 258V259H239ZM245 258H246V260H245ZM249 258V259H248ZM221 259H222V261H221ZM226 259V260H225ZM234 259V260H233ZM238 259V260H237ZM219 260V261H218ZM241 260V261H240ZM235 261V262H234ZM239 261H240V263H239ZM249 261H250V263H249ZM220 262V263H219ZM226 262V263H225ZM253 262V263H252ZM212 263V264H213Z\"/></svg>",
    "mask_w": 264,
    "mask_h": 264
}]
</instances>
